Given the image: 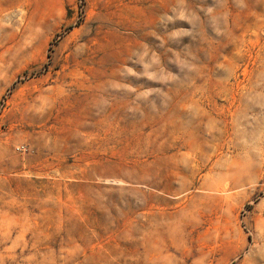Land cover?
<instances>
[{"label": "rangeland", "instance_id": "rangeland-1", "mask_svg": "<svg viewBox=\"0 0 264 264\" xmlns=\"http://www.w3.org/2000/svg\"><path fill=\"white\" fill-rule=\"evenodd\" d=\"M0 264H264V0H0Z\"/></svg>", "mask_w": 264, "mask_h": 264}]
</instances>
